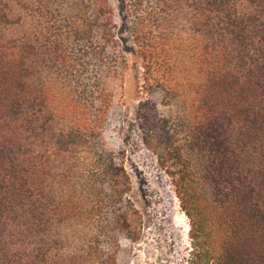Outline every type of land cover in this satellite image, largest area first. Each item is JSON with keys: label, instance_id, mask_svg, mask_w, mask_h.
Instances as JSON below:
<instances>
[{"label": "trees", "instance_id": "16d2710c", "mask_svg": "<svg viewBox=\"0 0 264 264\" xmlns=\"http://www.w3.org/2000/svg\"><path fill=\"white\" fill-rule=\"evenodd\" d=\"M0 0V264H129L141 236L110 82L205 264H264V0ZM131 49H129V45Z\"/></svg>", "mask_w": 264, "mask_h": 264}, {"label": "rangeland", "instance_id": "374dc122", "mask_svg": "<svg viewBox=\"0 0 264 264\" xmlns=\"http://www.w3.org/2000/svg\"><path fill=\"white\" fill-rule=\"evenodd\" d=\"M110 2L122 18L124 0ZM129 60L131 70L127 79L110 82L113 102L109 113L122 129L127 150L125 166L142 215L141 236L132 247L128 263L205 264L203 255L193 250L191 221L181 206L171 177L142 140L137 122L139 60L133 54H129Z\"/></svg>", "mask_w": 264, "mask_h": 264}]
</instances>
